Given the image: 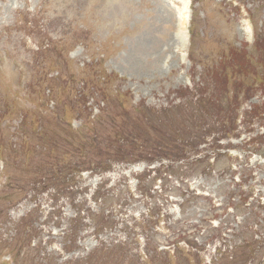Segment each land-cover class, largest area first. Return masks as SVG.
Here are the masks:
<instances>
[{
    "label": "rangeland",
    "instance_id": "1",
    "mask_svg": "<svg viewBox=\"0 0 264 264\" xmlns=\"http://www.w3.org/2000/svg\"><path fill=\"white\" fill-rule=\"evenodd\" d=\"M173 1L0 0V264L11 260L10 255L14 264H134L138 246L135 234L155 243L150 233L136 223L149 207L146 199L127 200L123 213L99 234L94 233L96 222H91L89 216L96 214L94 218L100 220L105 208L94 200L99 183L103 191L113 192L123 189L129 179L134 189L138 181L134 175L143 174L145 163L112 164L102 182L98 175L89 173L80 182L76 173L67 168L53 171L65 181L64 185L59 184L58 190L51 187L38 193L31 191L33 179L42 169L39 181H43L47 161L41 162L38 154L63 161L69 156L78 158L79 152L82 154L77 144L82 137L96 133L103 137L106 132L96 123H107L113 116L118 120L134 117V125L145 132L144 120L136 111L141 102L149 108L161 107L155 114L171 127L183 124L184 117L187 124L202 122L201 112L192 110L193 95L207 83L216 85L218 79L224 87L230 72L234 73V81L227 86L229 89L254 87V95L243 104L244 108L264 99V88L258 87L259 82L250 73L254 60L257 64L258 51L248 46V56L243 49L244 12L229 7L231 0L190 3L194 35L188 59L189 46L184 50L183 39L176 36ZM186 1L180 0L177 9ZM241 1L249 7L258 28L259 45L263 48H259L258 65L262 66L264 0ZM187 133L183 136L189 140L203 137ZM149 135L156 136L153 132ZM232 140L223 139L219 143L238 148L240 154L246 151L238 140L234 143ZM68 141L75 143L67 154ZM188 149L201 152L193 154L189 161L172 164L179 174L168 185L173 190V203L159 195L160 180L154 184L150 181L154 173L145 176L144 183L149 185L147 194H155L154 191L158 194L152 199L153 204L175 206L171 223L177 220L179 226L187 223L200 226L189 229L190 239L194 250L210 260L208 264H264V255L261 263L246 261L255 262L264 251V243L259 247L264 239V208L246 209L235 197L238 211L232 214L231 210H212L209 203L195 198L182 185L184 179H191L194 188L201 185L210 191L216 205L222 206L229 203L226 191L230 178L224 174L225 159L219 154L225 149L215 148L212 142ZM28 150L37 154L31 155ZM210 153H217L212 168L205 160ZM28 154L35 164L25 161ZM259 157L262 159L260 154L254 155L255 160ZM50 161L51 167L54 166L56 161ZM78 183L81 184L77 187ZM85 186H89L88 192ZM263 187L260 181L255 182L256 190L262 191ZM74 191L76 198L70 199ZM76 202H84L89 208L84 211L85 220L82 216L80 220L74 219ZM103 215L105 220L104 212ZM216 215L219 217L216 221L227 228L235 226V233L227 234L223 229L220 233L212 232L209 220ZM79 221L87 224L78 234L71 235L74 238L71 242L77 240V244L66 248L67 255H62L56 248L64 239L50 233L80 228ZM24 222L35 233L40 231L44 235L46 244H42L40 253L28 246V237L34 232L26 231ZM251 225L258 227V231H251ZM100 241L107 245L98 246ZM125 242L129 244L124 247ZM249 244L256 247L251 256ZM147 252L153 256L154 264H167L163 253L151 249ZM81 257L85 259L75 261ZM178 262L195 264L182 257Z\"/></svg>",
    "mask_w": 264,
    "mask_h": 264
},
{
    "label": "trees",
    "instance_id": "2",
    "mask_svg": "<svg viewBox=\"0 0 264 264\" xmlns=\"http://www.w3.org/2000/svg\"><path fill=\"white\" fill-rule=\"evenodd\" d=\"M226 94V93H225ZM212 98H215V97H212ZM214 109H216L217 110V113L215 114V116L213 117V122L214 123H216L222 116H223V114L221 113V108L219 107V104L217 103V101H215L214 103ZM263 109H264V107H263ZM213 128L215 129V130H217L218 132H224L225 131V127L221 124V123H219V124H217V125H215V124H213ZM83 140L80 142V143H78L77 145L81 148V154H82V159H84L83 161H81L80 163H79V165H71L70 166V169H75L76 167H80V168H89V165H90V161H89V156H88V154H90V152H89V148L90 147H92V144L91 143H89V141L88 140H84V138H82ZM122 146H125L126 145V139L125 138H123L122 137ZM158 147V146H157ZM144 152H146L145 150H144ZM80 153V152H79ZM122 155L123 153H119V151H116L115 153H113V157H118L119 155ZM151 154H153L154 155V157L153 158H151L150 159V161H154V160H158V161H161V160H163V159H169V156L167 155H162V153H157V151L155 152V151H153V152H151ZM170 158H173V156L171 155V157ZM105 161V160H104ZM107 161V160H106ZM89 164V165H88ZM91 165H94V168L97 170L98 168H102V169H107L108 168V166L106 165V163L105 162H100V161H96V162H94V164L93 163H91ZM156 171L157 172H160V168H157L156 169Z\"/></svg>",
    "mask_w": 264,
    "mask_h": 264
}]
</instances>
